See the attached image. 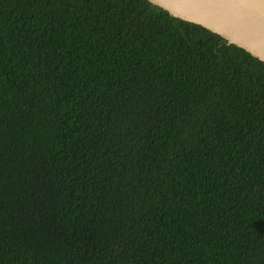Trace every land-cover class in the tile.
Wrapping results in <instances>:
<instances>
[{"label":"trees","instance_id":"obj_1","mask_svg":"<svg viewBox=\"0 0 264 264\" xmlns=\"http://www.w3.org/2000/svg\"><path fill=\"white\" fill-rule=\"evenodd\" d=\"M0 264H264V62L148 0H0Z\"/></svg>","mask_w":264,"mask_h":264},{"label":"water","instance_id":"obj_2","mask_svg":"<svg viewBox=\"0 0 264 264\" xmlns=\"http://www.w3.org/2000/svg\"><path fill=\"white\" fill-rule=\"evenodd\" d=\"M264 62V0H148Z\"/></svg>","mask_w":264,"mask_h":264}]
</instances>
